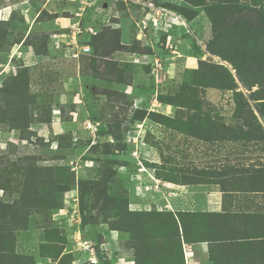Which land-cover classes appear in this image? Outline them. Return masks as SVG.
I'll list each match as a JSON object with an SVG mask.
<instances>
[{"label":"rangeland","instance_id":"obj_1","mask_svg":"<svg viewBox=\"0 0 264 264\" xmlns=\"http://www.w3.org/2000/svg\"><path fill=\"white\" fill-rule=\"evenodd\" d=\"M148 1L0 0V264H264V0H154L199 61L157 93L113 57Z\"/></svg>","mask_w":264,"mask_h":264},{"label":"crops","instance_id":"obj_2","mask_svg":"<svg viewBox=\"0 0 264 264\" xmlns=\"http://www.w3.org/2000/svg\"><path fill=\"white\" fill-rule=\"evenodd\" d=\"M74 20L77 21V19ZM133 24L135 23H133L131 18L129 17L121 18L118 21L120 44L123 46H131L132 37H135L137 41L139 42L141 41L142 46L149 47L152 53L140 55L136 53L116 51L113 57L121 63L131 65L134 69H137L141 65V66H146L144 68L146 69L149 68V70H150V66L147 64L148 58L146 57V55L152 57H156V56L165 57L167 59L166 60L167 66L164 74V80H163L164 83L159 84L158 86L155 84L156 93L158 89H165L172 84L180 83L184 81L189 71L197 69L199 62L198 58L194 56L190 48V45L188 44V41L183 39L181 35H179V37L176 36L173 37L168 33V35L166 34L165 36L166 40H163L161 42H154L143 38H141L140 40L139 39L140 34H137L138 31L137 29H135V26ZM134 31L136 32L135 35H134ZM75 34H76V27L74 25L72 31L69 32L70 36L69 35L68 36L69 38H71L73 36H76ZM168 37L169 39L167 40ZM171 43L176 47V50L170 51L173 50V46L171 45ZM145 76H146V82H149L148 80L151 79L150 73H147ZM138 80H139V76L134 77L133 83L130 86L131 90L134 89L135 85H138L137 84ZM155 106H158V108H160L161 104L158 103L156 99H152L151 107H155ZM166 106L168 111L167 115L171 114L172 106L169 105ZM168 116L172 117L171 115ZM204 194H205L204 196L205 205L203 210L208 213H220L223 208V202H222V194L219 191V189L215 187H210L204 189ZM186 246L190 247L188 244ZM188 259H190V257H188Z\"/></svg>","mask_w":264,"mask_h":264},{"label":"built area","instance_id":"obj_3","mask_svg":"<svg viewBox=\"0 0 264 264\" xmlns=\"http://www.w3.org/2000/svg\"><path fill=\"white\" fill-rule=\"evenodd\" d=\"M153 1L154 0H149L145 4L146 9L149 10V12L147 13V16L149 17V22H146L145 20L142 21L141 25L138 26L139 30L143 32V30H145L147 26L150 24L153 28L159 29L163 31V33H166L168 35L171 28L185 26L179 14L165 7L156 6L153 3ZM59 37L61 36L53 35V39L55 40L54 45L57 48L59 47V41H60ZM69 39L70 40L68 42V45H72L78 48L75 36ZM168 39L169 37L167 38V40ZM78 49L79 51L77 52L75 57H78L79 53H85L89 51V48L87 46H80ZM146 57L148 58L147 64L150 66V75L153 78V81L155 82V84H159L160 82L164 80V76L162 74L163 67H164L163 66L164 61L162 60L161 56L152 57V56L146 55ZM133 155L135 156V158H137L136 152H134ZM183 252L185 255V260L187 261L188 257L192 256L191 248L184 245Z\"/></svg>","mask_w":264,"mask_h":264},{"label":"trees","instance_id":"obj_4","mask_svg":"<svg viewBox=\"0 0 264 264\" xmlns=\"http://www.w3.org/2000/svg\"><path fill=\"white\" fill-rule=\"evenodd\" d=\"M119 35H120V33H119ZM117 51L128 52V53H139V54H141L143 52L144 54H148L147 52H145V50L144 51L140 50V48L136 47L134 44L132 46H123V45L119 44V50H117ZM149 52H150V50H149ZM198 66H199V64H198ZM187 75H188V73H187ZM187 75H186V77H187ZM186 77H185V79H186ZM172 107L174 108V106H172ZM186 216L188 219L197 217V215H195V214H193V215L190 214V215H186ZM178 221L180 223V226L182 227V230L184 231V237L186 238V240L189 242L191 240H193V236L191 235V230H189L190 226L188 225V222H184V219L181 217H178ZM227 236L228 237L226 239H222L220 241L214 240V242H221L222 243V241H223L226 244H229V243L232 244V245H230V247H235L236 245L234 243H236V242H234V241H236V240L231 238L230 234H228ZM210 241L213 242V240H210ZM222 247H225V245Z\"/></svg>","mask_w":264,"mask_h":264}]
</instances>
